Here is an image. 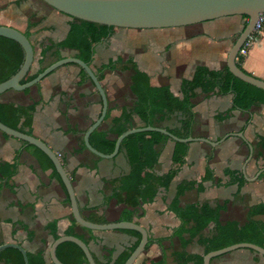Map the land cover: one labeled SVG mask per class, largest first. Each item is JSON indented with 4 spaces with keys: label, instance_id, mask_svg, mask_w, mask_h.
<instances>
[{
    "label": "crops",
    "instance_id": "1",
    "mask_svg": "<svg viewBox=\"0 0 264 264\" xmlns=\"http://www.w3.org/2000/svg\"><path fill=\"white\" fill-rule=\"evenodd\" d=\"M246 20L241 16H232L180 28H114L107 39L91 44L90 68L107 99V112L95 130L94 143L99 141L100 135L109 131L112 119L118 117L122 109L132 107L135 101L129 88L132 70L100 72L102 67L117 58L122 61L131 59L140 71L147 74L151 86H168L170 92L180 98L181 81L191 79L196 66L202 65L209 70L222 69L228 51ZM74 22V19L40 0H0V26L28 34L34 50L31 75L38 69L42 49L63 41ZM29 24L33 27L29 28ZM76 55L74 50L61 51L62 58H76ZM51 60L46 58L45 66ZM241 67L264 81V28L243 58ZM38 100L39 105L33 114L32 136L43 141L59 156L81 215L84 218H101L105 224L124 221L121 216L125 205L114 194L117 181L129 173L124 151L119 148L113 158H100L90 153L83 142L84 133L101 112V99L95 87L80 76L77 66L64 65L28 89L26 94L24 91H13L0 95V101L23 106ZM194 102L191 137L219 142L226 135L242 133L243 138L229 136L214 147L202 142L189 143L185 163L178 173L132 217L131 222L143 227L149 241H154L133 264H149L162 256L165 264H176L174 255L181 252L182 243L188 240V235L178 237L173 234L180 221L169 206L177 186L182 182L196 181L199 185L180 196L178 207L190 204L215 207L228 201L219 214L221 224L229 221L244 223L247 209L264 202V171L260 174L263 176L260 178L259 175L256 180L247 182L244 178L245 184L238 195L237 186L226 185L228 177L223 174L228 169L243 175L244 167L245 177L254 179L260 170H264V154H260L259 147L260 142L264 145V103L254 104L247 112L232 110L229 117L217 122V114L231 109L232 95H219L215 91L204 96L197 91ZM247 119L248 124H245ZM107 138L116 141L112 135ZM89 143L93 147L91 137ZM248 144L252 149L254 147L255 153L252 152L249 160ZM101 147L108 145L101 144ZM172 149L173 141L163 147L153 169L156 175L171 174ZM258 153L262 156L258 157ZM207 157H210L208 162L214 178L212 181H201ZM15 158L14 175L6 182L0 180V244H19L30 254L44 251L49 264L48 250L54 235L64 236L70 225L67 194L61 179L53 174L34 149L0 132V162L10 164ZM255 219L264 223V216ZM51 223L54 224L52 231L49 229ZM213 229L214 224L210 223L203 236H210ZM75 232L90 239L89 250L100 263L107 259L117 260L128 253L137 241L135 235L123 231H93L89 235L77 227ZM157 240L161 243L157 244ZM185 252L203 255L204 250L194 239ZM253 257L248 250H235L212 259L211 264H255ZM256 264H264V257L259 255Z\"/></svg>",
    "mask_w": 264,
    "mask_h": 264
},
{
    "label": "trees",
    "instance_id": "2",
    "mask_svg": "<svg viewBox=\"0 0 264 264\" xmlns=\"http://www.w3.org/2000/svg\"><path fill=\"white\" fill-rule=\"evenodd\" d=\"M242 17L247 19L244 16ZM74 21L75 22L70 25L68 33L63 41L56 44L51 43L49 46L42 49L40 59L38 60V69L32 75L29 71L21 80L20 84L31 81L41 73L44 68L47 67L44 64L46 58H52V62L49 64L62 59L61 51L64 49L77 51V55L75 56L76 59L81 60L88 66L91 65V44L107 39L111 36L114 28L78 21L76 19H74ZM244 26L245 23L243 28ZM28 27H33V24H29ZM24 35L28 38V34L24 33ZM23 60L24 52L22 48L16 42L0 37V82L6 81L12 77L21 67ZM242 60L243 58L237 57L236 65L245 72L241 67ZM115 70H132L129 88L135 97V101L132 107L122 109L120 115L112 119L109 131L100 135L97 143H94V137L97 133L94 131L91 134L90 137L95 150L107 155L112 153L115 145V140H109L107 138L109 135L114 136L116 139L125 132L135 128H161L179 139L191 137L194 124V100L197 97V91H200L204 96L214 93L215 91H217L219 95H232L231 109L224 113L217 114L215 116V121L217 122L229 117L232 110L247 112L254 104L264 103V91L238 80L229 73L225 65L221 70H209L202 65L196 66L191 79H182L180 84V98L174 96L170 92L168 86H151L147 74L140 71L131 59L122 61L120 58H117L102 67L100 72ZM79 71L83 79L89 80L87 74L82 69L79 68ZM7 92L13 91L9 90ZM27 92L28 89L24 90L25 94ZM39 102L38 100L37 102L23 106L11 102L0 101V123L23 134L32 136L31 126L33 114ZM248 121L247 119L245 124H248ZM169 141L171 140L168 136L158 132L131 134L121 141L120 149L125 153V157L129 164V173L127 176L117 181L114 194L115 198L125 205V211L123 212V216H121V219L124 221L131 222L135 211L141 209L142 205L146 202L153 200L158 189L168 185L172 177L178 173L181 166L185 163L189 144L173 142L171 174L158 176L153 172L163 147ZM23 143L26 144L25 142ZM101 144L108 145V147L102 148ZM26 145L36 151L38 156L49 165L53 174L60 180L48 157L34 146L29 144ZM259 147L261 149L260 154H264V145L262 142H260ZM252 150L254 153V147ZM259 156L262 155L258 153V157ZM16 161L17 158L10 164L0 162L1 181L6 182L14 175L16 171ZM208 161H210V157L206 158L205 173L201 181H212L214 178L213 171L209 167ZM223 174L228 177L226 185L237 186L236 195H238L245 184L243 175L228 169H225ZM262 176L263 175H260V178ZM198 185L199 182L196 181H185L180 183L177 186L176 195L169 206L180 221L178 229L174 231L173 234L178 237L184 234L188 235V240L182 243L181 252L174 255L176 264H203L202 258L205 254L238 243H250L264 249V223L255 219L257 216H264V202L247 209L244 223L239 224L235 221H229L221 224L219 222V214L224 210L228 201H223L221 205H216L215 207H210L208 204H202L201 206L190 204L182 208L178 207V199L180 196L185 191ZM1 186L0 183V189ZM66 203H69L68 197L66 198ZM127 208H131L132 210L129 211ZM69 219L70 225L64 235L75 237L88 246L90 239L83 238V235H78L75 230L79 227L83 233L89 235L93 231L76 224L72 215L69 216ZM84 219L94 224H105V221L98 217L92 216L91 218ZM210 223L214 224L213 232L210 236L204 237L203 231ZM53 226L54 224L52 223L49 225L51 231ZM123 232L131 233L137 238L131 250L121 255L117 260L112 261L111 259H107L104 263L96 261L92 255L96 264H123L126 261L130 253L138 245L140 235L135 231ZM58 238L57 235H54V240ZM194 239H196V243L203 248V255L188 254L185 252L186 247ZM151 242L154 241L148 240V244L145 248H147ZM155 242H157V244L161 243L160 240ZM250 252L254 255L253 262L255 264L258 263L259 255L253 251ZM55 253L57 259L62 264H88L81 249L73 243H61L57 246ZM26 254L28 264H47L44 251L36 254ZM0 263L24 264L21 254L16 249L12 248H6L0 251ZM149 264H165L164 256Z\"/></svg>",
    "mask_w": 264,
    "mask_h": 264
},
{
    "label": "water",
    "instance_id": "3",
    "mask_svg": "<svg viewBox=\"0 0 264 264\" xmlns=\"http://www.w3.org/2000/svg\"><path fill=\"white\" fill-rule=\"evenodd\" d=\"M54 10L67 15L78 21L93 23L95 25H103L113 28L133 29V30H152V29H168L192 26L220 18L232 16H244L247 18L244 28L235 39L228 51L225 66L229 73L238 80L264 91V81L249 75L239 69L236 65L238 50L244 43L246 38L251 34L258 14L264 12V0H40ZM0 37L16 42L24 52V60L19 70L6 81L0 82V95L12 90L22 92L37 85L42 79L51 74L56 69L64 65H75L82 69L88 76L91 84L95 87L101 99V112L98 119L87 129L83 136L85 148L97 157L111 159L117 155L121 141L131 134L142 132H158L169 137L173 142L192 143L202 142L214 147L224 141L229 136H237L243 138L242 133L226 135L219 142H211L205 138L189 137L179 139L165 129L154 127H141L131 129L116 138L114 149L111 154L105 155L95 150L89 143L90 135L97 129L103 121L107 112V99L105 92L100 85L97 76L90 66L79 59L73 57L62 58L50 65L39 73L31 81L20 84L21 80L31 70L34 62V50L29 42L20 31L11 27L0 26ZM0 132L20 141L25 142L44 153L52 162L56 173L65 188L69 199L71 215L80 227L90 231H135L140 235V241L136 248L130 253L129 257L123 264H133L141 253L144 252L148 244V234L146 230L138 224L128 221H119L107 224H94L86 221L82 216L78 207L76 197L74 195L72 184L69 177L65 173L61 161L57 155L47 147V145L35 138L28 136L17 130L11 129L0 123ZM249 156H252V146L247 145ZM264 170H260L254 179L245 177L244 167L242 169L243 176L247 182L256 180ZM64 242L75 244L83 252L88 264H96L89 247L81 240L72 236H60L54 240L48 250V257L51 264H62L56 257V248ZM6 248L16 249L22 256L24 264H28L26 251L16 243H5L0 245V251ZM235 250H248L264 257V249L250 243H238L225 247L220 250L212 251L205 254L202 258L203 264H211V260L230 253Z\"/></svg>",
    "mask_w": 264,
    "mask_h": 264
},
{
    "label": "built area",
    "instance_id": "4",
    "mask_svg": "<svg viewBox=\"0 0 264 264\" xmlns=\"http://www.w3.org/2000/svg\"><path fill=\"white\" fill-rule=\"evenodd\" d=\"M264 28V12L259 13L251 34L246 38L238 50L237 57L245 58L251 47L257 42L258 36ZM57 157H59L57 155Z\"/></svg>",
    "mask_w": 264,
    "mask_h": 264
}]
</instances>
